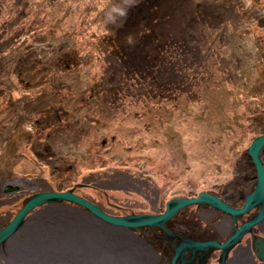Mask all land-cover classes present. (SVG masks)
Wrapping results in <instances>:
<instances>
[{
	"label": "rangeland",
	"instance_id": "rangeland-1",
	"mask_svg": "<svg viewBox=\"0 0 264 264\" xmlns=\"http://www.w3.org/2000/svg\"><path fill=\"white\" fill-rule=\"evenodd\" d=\"M263 132L264 0H0V230L38 192L117 216L244 203ZM76 206L33 208L0 264H152Z\"/></svg>",
	"mask_w": 264,
	"mask_h": 264
},
{
	"label": "water",
	"instance_id": "water-1",
	"mask_svg": "<svg viewBox=\"0 0 264 264\" xmlns=\"http://www.w3.org/2000/svg\"><path fill=\"white\" fill-rule=\"evenodd\" d=\"M263 149L264 132L255 137L246 150V154L252 159V163L254 165L256 184L254 189L244 198V203L241 208H233L213 194L200 192L197 196L179 197L169 200L166 204L165 211L161 214L135 213L117 216L106 213L98 205H95L85 198L75 194L73 190H67L64 192H38L27 197L12 220L0 230V243L7 241L15 232L20 229V227L25 222L26 215L33 208L50 202L73 203L97 219L115 227L137 230L144 226L150 228L160 227L168 234L170 233L168 228L164 225L165 221L171 218L172 215L175 214L179 209L190 204L211 206L225 214L231 215L234 221H236L238 215L244 214L252 208H256L250 219L242 223L239 227L235 226L233 233L223 243L216 241H185L175 247L176 253L172 258V264H177V259L181 261L180 264H184L186 261L183 260V252L186 249H190L193 254L197 250H201L204 253L209 247L212 246L222 251L219 264H225V259L229 249L234 246L245 233L249 232L253 225L261 223L264 220V160L261 158V151ZM254 252L259 260L264 261L263 237H256L254 239Z\"/></svg>",
	"mask_w": 264,
	"mask_h": 264
},
{
	"label": "flooded vegetation",
	"instance_id": "flooded-vegetation-1",
	"mask_svg": "<svg viewBox=\"0 0 264 264\" xmlns=\"http://www.w3.org/2000/svg\"><path fill=\"white\" fill-rule=\"evenodd\" d=\"M248 191L250 190H243L240 193L241 196L236 200L226 198L218 190H213L212 192L231 207L241 208L243 206L242 198L245 195L244 193ZM192 205L193 207L185 206L179 209L171 218L165 221L164 225L168 228L169 235L160 227L150 228L144 226L139 229V232L137 230L133 232L144 243L143 246L147 248L150 254L148 258L150 262L152 260V264H172L175 247L185 241H216L223 243L233 233L234 227H239L242 223L248 221L256 209L252 208L248 212L238 215L236 221H234L231 215L225 214L211 206ZM165 206V203L160 204L156 210V214H161ZM263 226L264 220L261 223L253 225L250 231L245 233L229 249L225 264H237V261L242 264L243 261L246 264H256L253 262V260H256L254 257V239L256 237L264 238ZM221 252L220 249L212 246L204 253L201 250H197L193 254L190 249H186L183 252V260L186 261L184 264H219ZM176 262L177 264L181 263L179 259Z\"/></svg>",
	"mask_w": 264,
	"mask_h": 264
},
{
	"label": "bare ground",
	"instance_id": "bare-ground-1",
	"mask_svg": "<svg viewBox=\"0 0 264 264\" xmlns=\"http://www.w3.org/2000/svg\"><path fill=\"white\" fill-rule=\"evenodd\" d=\"M163 3L166 4L167 1H166V2L163 1L162 4H163ZM132 14H133V17H136V16L140 15V10L137 9L136 12H133ZM181 14H182V13H181ZM34 182H35V181H34ZM35 183H36V182H35ZM76 207H78V206H76ZM130 214H132V213H130ZM140 228H141V227H140ZM125 230L128 231V229H125ZM131 230H133V231H131V232L128 231V233L131 234V235H134V236H135V233H133V232H135L134 230H136V229H131ZM18 232H19V231L15 232V233L9 238V240L12 239V238H14L16 235H18ZM168 235H169V234H168ZM139 241H140V240H139ZM140 243H141L142 245H144V243H142L141 241H140ZM141 249H144V250H143L144 252H142V253H144V255H147V257L150 256V254H149V252H148V250H147V248H146L145 246H142ZM139 253H141V252H139ZM142 253L140 254L141 257H142V255H143ZM175 253H176V251H175ZM128 255H129L130 258L132 257L130 253H129ZM174 255H175V254H174ZM134 263H136V262H134ZM131 264H132V263H131ZM237 264H242V263H240L239 261H237ZM243 264H246V263L243 261Z\"/></svg>",
	"mask_w": 264,
	"mask_h": 264
}]
</instances>
